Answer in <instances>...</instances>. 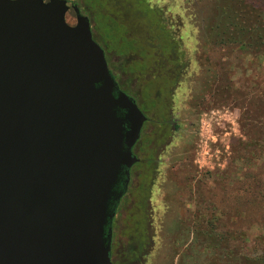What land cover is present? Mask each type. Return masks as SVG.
Instances as JSON below:
<instances>
[{
	"label": "water",
	"instance_id": "1",
	"mask_svg": "<svg viewBox=\"0 0 264 264\" xmlns=\"http://www.w3.org/2000/svg\"><path fill=\"white\" fill-rule=\"evenodd\" d=\"M146 121L77 5L0 0V264H112Z\"/></svg>",
	"mask_w": 264,
	"mask_h": 264
},
{
	"label": "rangeland",
	"instance_id": "2",
	"mask_svg": "<svg viewBox=\"0 0 264 264\" xmlns=\"http://www.w3.org/2000/svg\"><path fill=\"white\" fill-rule=\"evenodd\" d=\"M147 1L162 11L188 65L180 83L174 79L166 99H159L161 106L165 103L163 118L151 114L154 120H172L175 129L152 122L141 138L146 144L140 153L143 165L135 166L138 171L119 213L120 229L129 231L117 235L113 261L207 264L201 234L216 219L218 233L243 235L230 248L240 255L242 264H253L252 259L264 256V53L209 42L214 0ZM101 2L143 35L141 21L126 12L122 0ZM81 12L91 17V9ZM91 18L94 39L108 48L106 20L98 15ZM68 20L75 22L74 12ZM110 58L111 70L122 74L117 64L128 57L111 53ZM119 82L125 93L135 97L124 88L129 82L127 74ZM138 86L142 98L135 100L149 113L156 100L149 99L144 85ZM130 87L134 89L135 82ZM148 159L152 160L149 166ZM260 186L262 191L255 194ZM137 222L140 230L135 229ZM134 237L145 238L144 250L136 248L140 241ZM195 237L201 239L193 245ZM133 240V248L139 251L137 262L130 255Z\"/></svg>",
	"mask_w": 264,
	"mask_h": 264
},
{
	"label": "trees",
	"instance_id": "3",
	"mask_svg": "<svg viewBox=\"0 0 264 264\" xmlns=\"http://www.w3.org/2000/svg\"><path fill=\"white\" fill-rule=\"evenodd\" d=\"M72 1L80 9H91V17L98 15V19L102 17L106 20V27L108 29L104 33L108 35V57L110 63L111 53H115L122 58L128 57L125 58L124 62L120 61L121 66L117 64V67H121V73L129 76V82L124 88L129 90L135 97L140 98L141 89L138 85H144L149 93V99L156 100L155 107L150 109L149 113L146 114L152 117L151 114L155 113L161 119L165 112V103H163L164 106H161L159 99H166L168 88L174 79L175 83H180L188 65L185 60L186 56L179 50V41L163 19L162 11L152 8L147 0H122L128 7L126 12L129 14L133 12L136 15L134 18L141 21V30L144 32L142 35L132 30L121 14L112 12V9L110 11L108 3L107 5H103L101 2L103 0ZM214 2L216 4V13L208 29L209 42L216 46L237 47L244 51L252 50L256 53H264V0H214ZM94 10L96 13H94ZM95 22L98 24L97 20ZM104 33L103 35H105ZM132 56H137L138 59L132 60ZM130 59L131 61H129ZM129 66L132 67L131 71H127ZM115 74L116 78L120 80L122 74L118 72ZM133 82H135L134 89L130 87ZM135 97H133L134 100ZM157 102L159 103L158 105ZM151 161L150 159L148 166L151 164ZM141 164L143 165V161L137 165ZM133 170L134 172L138 171ZM258 190L262 191V187H257L255 194L259 192ZM122 203L123 201L120 203L112 225V264H116L113 261V257L115 255L117 235L119 232L120 235H124L129 231L120 229L119 213ZM144 203L139 202V205H143ZM217 222L216 219L210 220V225L201 234V238L204 239L203 246L207 249L205 261L207 264H242L240 262V255L230 248V244L235 240L243 239V235L241 234L237 237L232 232L226 234L218 233L219 227ZM139 225L137 222L135 229L140 230ZM144 234L141 232L140 235L143 236ZM134 238L135 240L137 239V237ZM195 238L193 245L201 239ZM135 240L130 242L129 248L131 249L130 255L132 257L135 256L137 262L139 261V258H137L139 256L138 250H144L146 244H144L145 238H138L137 241L140 242L136 246L138 250H135L133 248ZM196 258L197 254L194 252V259ZM251 262L253 264H264V256L255 257Z\"/></svg>",
	"mask_w": 264,
	"mask_h": 264
},
{
	"label": "flooded vegetation",
	"instance_id": "4",
	"mask_svg": "<svg viewBox=\"0 0 264 264\" xmlns=\"http://www.w3.org/2000/svg\"><path fill=\"white\" fill-rule=\"evenodd\" d=\"M71 4V3H70ZM74 5V4H73ZM71 6H72V4H71ZM81 10V9H80ZM82 13V12H81ZM82 15H84V16H86L85 14H83L82 13ZM88 18H89V16H87ZM75 18H76V16H75ZM90 19V22H91V27H92V32H94V29H93V25H92V19L91 18H89ZM94 33H93V37H94ZM95 40V39H94ZM96 41V40H95ZM97 42V41H96ZM98 43V42H97ZM99 44V43H98ZM100 45V44H99ZM101 46V45H100ZM102 47V46H101ZM106 47V46H105ZM103 48V47H102ZM104 49V51H105V55H106V59H107V63H108V67H109V69H110V71H111V73H112V75L114 76V78H115V80H116V82H117V84H118V86L120 87V90H122L123 91V88L121 87V84H120V82H119V80L116 78V74L113 72V70H111V63H110V61H109V57H108V48L106 47V49L105 48H103ZM124 92V91H123ZM127 94V93H126ZM128 95V94H127ZM132 98V97H131ZM137 103V102H136ZM143 112V111H142ZM144 113V112H143ZM165 113V112H164ZM145 114V113H144ZM145 116L147 117V121L144 123V125H143V128H142V131H141V136H140V139L137 141V143L135 144V146L133 147V149H132V151H133V155L134 156H136L140 161L139 162H142L143 160H142V158H141V156H140V153L141 152H143L144 151V149H145V143L143 142V139H141L142 137H143V135H145V132H146V130H147V128H148V126L153 122V123H156L157 125L159 124L160 125V127H164L165 129H166V127H169V125L170 126H172V125H174V127H173V130L175 129V125H176V123L175 122H172V120H169V119H162L163 120V122H161V120H154L152 117H150L148 114H145ZM163 116H164V114H163ZM163 118V117H162ZM169 118V117H168ZM152 119V120H151ZM139 162L138 163H136L135 165H133L132 167H131V169H130V178H129V183L127 184L126 182H127V180H128V177L125 175V171L122 173V176H121V179H120V181H119V183H118V185L116 186V188H115V192H116V194H120V193H123V196L121 197V199H120V202L118 203V205H117V208H116V215H117V211H118V208H119V206H120V203L124 200V198L127 196V194H129V191H130V189H131V186H132V183H133V179H134V174H135V172H134V167L137 165V164H139ZM116 215H115V217H116ZM115 217H114V219H115Z\"/></svg>",
	"mask_w": 264,
	"mask_h": 264
}]
</instances>
